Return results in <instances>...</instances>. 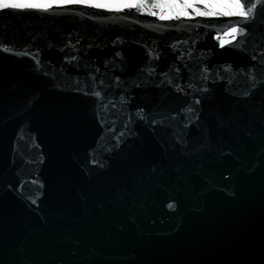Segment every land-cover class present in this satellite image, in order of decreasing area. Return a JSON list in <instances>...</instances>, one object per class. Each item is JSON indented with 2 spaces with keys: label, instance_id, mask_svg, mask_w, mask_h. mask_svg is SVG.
I'll return each instance as SVG.
<instances>
[{
  "label": "water",
  "instance_id": "1",
  "mask_svg": "<svg viewBox=\"0 0 264 264\" xmlns=\"http://www.w3.org/2000/svg\"><path fill=\"white\" fill-rule=\"evenodd\" d=\"M54 13L61 14H0V264H58L60 260L64 264H264V86L244 95L251 88L245 74L257 63L251 55L264 51V8L256 10L243 52L217 46L214 36L226 27L222 23L159 33L145 27L157 22L151 16L126 24L121 15L109 14L104 24L97 25L62 10ZM217 19L234 22L237 18ZM117 35L125 44L113 49L111 41ZM76 37L86 52L73 62L80 65L79 71L64 61L66 53L74 54L65 44L68 39L75 43ZM188 37L197 41L193 59L179 61V50L185 45L176 50L171 46ZM89 42L101 47L88 49ZM4 47L13 53L39 49L44 69L57 74L65 69L58 79V87L64 90H57L50 77L36 74L27 57L4 53ZM149 47L154 55L160 53L151 66L157 74L168 72L173 83H195L193 74L198 75L203 65L210 70L231 68L228 74L220 71L223 80L197 85L213 93L212 99H201L200 131L197 122L190 131L180 127L189 115L180 113L189 97L170 86L144 82L140 70L149 66ZM116 50L123 52V63L114 58ZM113 59L119 67L105 65V60ZM185 62L192 73L183 67ZM95 68L104 74L106 84L120 77V86L102 93L115 100L123 94L127 101L107 109V118L116 120L117 132L139 108L146 115L163 111L170 117L176 112V119L170 125L165 121L163 127L136 119L132 137L115 150L114 134L97 122L95 98L71 90L72 81L81 79L90 91L88 72ZM254 71L264 76V70ZM174 133L183 135L189 147L198 146L208 135L217 148L232 150L233 155H185ZM236 154L254 171L240 168L233 158ZM93 159L99 163H90ZM201 167L211 169L215 187L225 190L205 191L203 177L196 175ZM176 169L183 170L191 185V199L181 190L184 184L176 185ZM118 192L127 195L120 199ZM173 197L178 202L175 213L166 209ZM32 199L37 204L32 205Z\"/></svg>",
  "mask_w": 264,
  "mask_h": 264
},
{
  "label": "snow or ice",
  "instance_id": "2",
  "mask_svg": "<svg viewBox=\"0 0 264 264\" xmlns=\"http://www.w3.org/2000/svg\"><path fill=\"white\" fill-rule=\"evenodd\" d=\"M264 8V0H0V14H7L9 12L12 13H33V14H61L54 13V9L62 10L63 14H70L81 21L89 20L97 25L104 24L109 14H118L123 17V20L126 24L139 23V19L144 16L154 17L157 22H153L151 24L145 25L146 28L150 29L152 32L164 33L169 28H175L177 31L180 29H190L192 27L199 28L201 24L207 29L209 24L215 26L216 23L225 24L226 27L222 29L216 30V35L214 39L217 41V46L220 48H224L226 45L231 46L232 48L238 49L243 52V47L245 44V39L248 37L250 31V25L255 20V13L257 8ZM70 10H78V11H70ZM88 10H93L89 15H85ZM135 17L134 20L129 21L128 17ZM220 17H236L237 19L233 21H222L217 18ZM197 18H202L198 20ZM172 21H180L181 23L178 25H173L170 22ZM187 21H196L195 24L184 23ZM207 33H205L206 35ZM199 36V33H197ZM226 37V39H225ZM189 39L192 41V46L189 45ZM196 39H192L188 37L187 39H178L175 44L171 46L172 50H176L179 48L181 44L185 45L184 48L179 50V55L177 59L179 61H185V57H187L188 61L193 59V51L194 46L196 44ZM81 44L80 37L75 38V43H73L72 39H68L65 44V48H69L71 53L74 54H65L64 61L67 65H71L80 70L79 64H74L73 62H77L80 60V54L84 52V49L79 47ZM125 41L121 39L119 35H117L111 41V47L116 49L119 46H123ZM88 49L93 47L100 48V43L89 42L86 46ZM4 53H13V49L10 47H4L2 49ZM63 51V49H61ZM14 56L17 58L27 57L34 65L33 71L36 74H42L44 77L49 78L54 87H57V90H64L58 87V79L64 75V68L59 70V74L55 70L51 73L43 68L40 56L41 52L39 49L35 51H30L29 48H24L23 50L15 51ZM86 55V52H84ZM114 58H119L121 63L124 62L123 52L120 50H116L113 53ZM147 55L149 57L148 67L142 68L140 71L145 75V83L151 81L156 85V87H160L164 85L166 88L171 87L177 93H183L185 96L189 97V104L186 108H182L180 110L181 114H189L184 116V122L180 125L181 128L191 130L193 123H196L197 131L201 130V125L198 123L200 120V112L201 108V99L208 101L212 99L213 93L209 91L207 87H198V84L207 83L210 79L214 84L217 79L223 80L224 77L220 75V71L222 70L225 74L231 72L230 67H223L222 69H209L207 65H203L198 75L193 74L196 77V82H189L187 84L181 85L180 83H173V78L169 76L168 72H163L157 74L156 68L151 66L155 61L159 60L160 53L156 52L153 54V49L148 48ZM260 56V60H257V56ZM200 58H198L199 61ZM252 61H257V63L250 66L248 72L245 74L250 82L251 88L248 92H245V96H251L254 94L255 90L264 86V76H258L254 69L264 70V51H259L253 55H251ZM105 65L112 63L114 67H119L118 64H115L113 60H105ZM86 66V65H85ZM183 67L192 73V68L190 65L185 62ZM171 71V69H170ZM181 69L179 67L175 68V73L179 74ZM240 71H243L241 69ZM215 73V75H213ZM99 75V81L97 84V76ZM159 75L160 79H155L156 76ZM104 74L100 73L99 68H95L94 71L88 72V78L91 81V90L86 91L85 89L88 85L85 81L81 79H75L72 81L73 87L72 91L77 93H82L84 96H91L95 98L97 109H96V119L97 122L100 123L101 127L107 126V131L113 133L114 140V148L115 150H119L120 145L122 143H126L133 135V129L131 125L135 122L136 119L143 121L145 123H150V126H154L157 123L160 124L161 127L164 126V122L168 121L169 125L172 121H174L177 117V113L173 112L169 117L163 111H159L156 113L145 114L144 108H139L135 111L134 114H129L127 119L121 124L119 132L116 131L117 124L116 120H109L107 118V109L108 106L111 105L113 109H116L117 104L123 106L127 103L125 100V96L121 94L119 96V100H115L114 98H105L102 93L106 92L111 87L120 86V77L116 76L114 81H110L109 83H105L103 78ZM191 79V76H190ZM62 82V81H61ZM102 86V87H98ZM140 84H137L136 87H140ZM191 90V91H188ZM199 94L195 98L193 94ZM251 136V133H246ZM175 143L180 146L183 150V154L185 155H195L198 153H203L209 157L212 156L213 153L219 156H232V150L222 151L217 148L216 145L211 141L210 136L205 135V138L199 142V145H193L189 147V143L186 138L181 134L174 133ZM234 159L237 160L239 167L245 169L249 173L254 171V167L252 165H248L245 163L244 159L236 154ZM43 157L39 160V163H43ZM90 163L98 164L99 162L96 160H91ZM255 163V162H254ZM99 167L103 168L104 164H99ZM177 172V180L176 185L179 186L184 184L185 186L181 189L183 194L191 199L193 195V190L190 184H188L185 174L182 169H176ZM196 175H201L204 179V184L206 185L205 191L207 190H218L224 191L223 187L217 188L215 187V175L212 173L211 169L208 171H204V168L201 167L200 170L196 173ZM232 173H229V176ZM229 176H222V179H229ZM31 183H37L36 180H32ZM23 181L21 182V185ZM43 188V185H40ZM165 191L171 193V188H166ZM18 197L22 200H25L27 203V198L23 196L22 192H18ZM86 197V194H84ZM127 195V192L117 193L120 199H123L124 196ZM235 195L234 193L232 194ZM32 205L37 204L35 199L30 201ZM178 202L175 197L172 198L170 202L166 204V209L170 212L175 213L177 211ZM143 207V205H141ZM73 243H77V241H73ZM75 255V252L72 253ZM58 264H64L63 260H60Z\"/></svg>",
  "mask_w": 264,
  "mask_h": 264
}]
</instances>
